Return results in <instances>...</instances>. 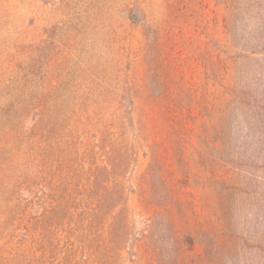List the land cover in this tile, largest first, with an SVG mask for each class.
<instances>
[{"label": "rangeland", "instance_id": "obj_1", "mask_svg": "<svg viewBox=\"0 0 264 264\" xmlns=\"http://www.w3.org/2000/svg\"><path fill=\"white\" fill-rule=\"evenodd\" d=\"M0 264H264V0H0Z\"/></svg>", "mask_w": 264, "mask_h": 264}, {"label": "trees", "instance_id": "obj_2", "mask_svg": "<svg viewBox=\"0 0 264 264\" xmlns=\"http://www.w3.org/2000/svg\"><path fill=\"white\" fill-rule=\"evenodd\" d=\"M157 146H158L157 147L158 148V150H157L158 155H157V159H156V165L159 167V171L161 172L162 171L161 164L163 165V162L159 158V157H162L161 152H160V144H157ZM188 238H189V239H187L188 244L191 245V247H193L194 246L193 239L191 237H188Z\"/></svg>", "mask_w": 264, "mask_h": 264}]
</instances>
